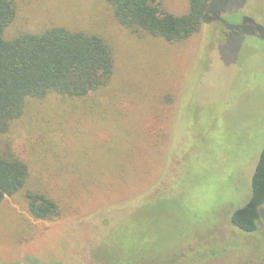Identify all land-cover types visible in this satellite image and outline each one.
<instances>
[{"label":"rangeland","instance_id":"obj_1","mask_svg":"<svg viewBox=\"0 0 264 264\" xmlns=\"http://www.w3.org/2000/svg\"><path fill=\"white\" fill-rule=\"evenodd\" d=\"M15 1L7 39L55 25L94 32L114 73L85 97L28 99L0 137L28 163L26 188L61 208L35 218L26 189L0 201V264H98L120 223L137 261L264 264L261 235L230 221L264 145V0H217L218 19L177 43L134 34L105 0Z\"/></svg>","mask_w":264,"mask_h":264},{"label":"trees","instance_id":"obj_2","mask_svg":"<svg viewBox=\"0 0 264 264\" xmlns=\"http://www.w3.org/2000/svg\"><path fill=\"white\" fill-rule=\"evenodd\" d=\"M105 1L115 19L134 34L159 37L171 43L198 33L208 20H217L223 10L217 9V0H189L188 10L183 14L168 11L159 0ZM16 14L15 0H0V137L23 115L28 99H43L51 93L85 97L106 86L114 73L112 48L94 32L55 25L39 33L25 32L7 39L5 29ZM29 175L28 163L9 143L0 148V201L26 189L28 210L35 218L59 217L61 208L54 199L42 191L26 188ZM230 221L240 231L256 232L264 240V145L251 176L250 198L231 214ZM129 226L130 223L127 227L120 223L112 228L102 242L99 257V249L95 250L98 264H148L132 258L136 239ZM154 230H160L159 226L155 225ZM112 254L116 255L111 259Z\"/></svg>","mask_w":264,"mask_h":264}]
</instances>
